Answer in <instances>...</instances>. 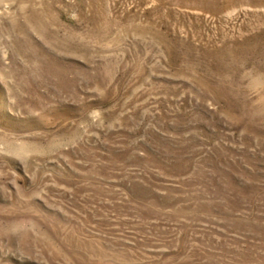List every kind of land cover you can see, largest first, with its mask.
Masks as SVG:
<instances>
[{
	"label": "rangeland",
	"instance_id": "rangeland-1",
	"mask_svg": "<svg viewBox=\"0 0 264 264\" xmlns=\"http://www.w3.org/2000/svg\"><path fill=\"white\" fill-rule=\"evenodd\" d=\"M0 264H264V0H0Z\"/></svg>",
	"mask_w": 264,
	"mask_h": 264
}]
</instances>
